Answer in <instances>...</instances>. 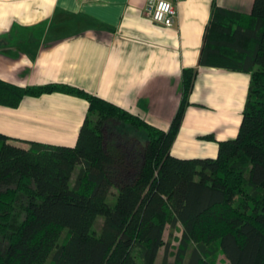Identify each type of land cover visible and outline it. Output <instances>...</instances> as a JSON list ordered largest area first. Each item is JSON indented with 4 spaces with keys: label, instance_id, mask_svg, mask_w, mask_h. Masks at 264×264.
Instances as JSON below:
<instances>
[{
    "label": "trees",
    "instance_id": "1",
    "mask_svg": "<svg viewBox=\"0 0 264 264\" xmlns=\"http://www.w3.org/2000/svg\"><path fill=\"white\" fill-rule=\"evenodd\" d=\"M211 10L199 64L250 75L237 135L215 157L170 152L195 68L182 70L167 130L74 86L0 78L2 106L52 92L88 103L72 146L23 147L0 132V264H155L161 248L162 264H215L218 253L264 264V0L249 14ZM167 227L180 233L172 262Z\"/></svg>",
    "mask_w": 264,
    "mask_h": 264
},
{
    "label": "crops",
    "instance_id": "2",
    "mask_svg": "<svg viewBox=\"0 0 264 264\" xmlns=\"http://www.w3.org/2000/svg\"><path fill=\"white\" fill-rule=\"evenodd\" d=\"M171 26L155 24L148 0H0V78L22 86H74L167 130L182 99V70L195 68L170 152L215 157L237 135L250 75L199 64L213 3L249 14L253 0H169ZM85 99L63 93L0 105V132L14 143L72 146ZM78 166L71 174L75 179Z\"/></svg>",
    "mask_w": 264,
    "mask_h": 264
},
{
    "label": "built area",
    "instance_id": "3",
    "mask_svg": "<svg viewBox=\"0 0 264 264\" xmlns=\"http://www.w3.org/2000/svg\"><path fill=\"white\" fill-rule=\"evenodd\" d=\"M151 20L158 25L169 27L177 15L175 4L169 0H148Z\"/></svg>",
    "mask_w": 264,
    "mask_h": 264
},
{
    "label": "rangeland",
    "instance_id": "4",
    "mask_svg": "<svg viewBox=\"0 0 264 264\" xmlns=\"http://www.w3.org/2000/svg\"><path fill=\"white\" fill-rule=\"evenodd\" d=\"M129 129H131V128H129ZM109 196L110 197H108V202L109 203H113L114 197H112L111 195H109ZM247 205H248V203H247V200L245 199L244 204H243L244 212H245V210L248 209ZM96 222L97 223L93 226L94 230H98L99 223L100 224L102 223V218L101 217L97 218ZM168 233H169V229L167 227L166 230H165V233H164V239H165V241H169L170 240V242H171L172 247H171V252H170L168 260L170 262H172L173 259H174V252H175L176 247H177L178 238H179L180 233H179V230H176V231L174 230V232H173L174 237H172V239L169 238L170 236H168ZM162 254H163V248L160 249V251L158 253V256H157V259L155 261V264H162V260H161L162 259ZM214 263L215 264H229V262L224 258V256L221 253H218L216 255V257L214 259Z\"/></svg>",
    "mask_w": 264,
    "mask_h": 264
}]
</instances>
